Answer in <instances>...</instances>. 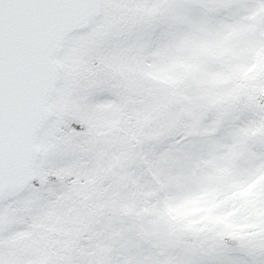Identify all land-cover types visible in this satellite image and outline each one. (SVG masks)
<instances>
[{"label":"snow or ice","instance_id":"6c2138e0","mask_svg":"<svg viewBox=\"0 0 264 264\" xmlns=\"http://www.w3.org/2000/svg\"><path fill=\"white\" fill-rule=\"evenodd\" d=\"M0 264H264V0H0Z\"/></svg>","mask_w":264,"mask_h":264}]
</instances>
